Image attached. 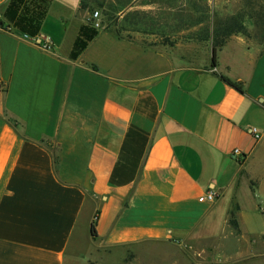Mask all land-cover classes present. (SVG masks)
<instances>
[{"label":"crops","instance_id":"0c3cea01","mask_svg":"<svg viewBox=\"0 0 264 264\" xmlns=\"http://www.w3.org/2000/svg\"><path fill=\"white\" fill-rule=\"evenodd\" d=\"M13 1L0 0V264H135L139 244L198 240L223 264H264V54L232 37L214 66L212 48L207 68L183 65L196 53L159 19L180 11L158 0H28L31 26L7 18Z\"/></svg>","mask_w":264,"mask_h":264},{"label":"rangeland","instance_id":"374dc122","mask_svg":"<svg viewBox=\"0 0 264 264\" xmlns=\"http://www.w3.org/2000/svg\"><path fill=\"white\" fill-rule=\"evenodd\" d=\"M28 0H22L23 2ZM89 1V0H88ZM159 5L165 8L174 7L179 10L176 14H160L159 19L171 28L172 23L180 29L179 43L181 53H196L191 62L183 65L192 66L198 69L208 67L207 57L215 42L220 41L225 34V28L237 24L241 32L233 33L227 38L237 37L243 39L246 44L254 48L258 53L264 54V0H158ZM36 7V6H35ZM21 6L19 5L17 17H22ZM102 14V25H109L111 16L109 11L92 8ZM41 7L33 9V23L40 19ZM139 17V16H137ZM177 35V33H176ZM166 35L164 42L172 43ZM237 188H241V172L238 177ZM219 195L217 196L218 199ZM235 206L231 202L227 223L235 232H238L237 222L234 216ZM231 220L235 225L231 224ZM139 253L135 256V264H223L215 259L213 247L215 242L200 241L189 244L176 242L152 241L139 244ZM187 248L181 252L173 248ZM191 247V248H190ZM190 248V249H189ZM209 248V249H208ZM208 249L209 252L206 250ZM241 264V262L234 263Z\"/></svg>","mask_w":264,"mask_h":264},{"label":"trees","instance_id":"16d2710c","mask_svg":"<svg viewBox=\"0 0 264 264\" xmlns=\"http://www.w3.org/2000/svg\"><path fill=\"white\" fill-rule=\"evenodd\" d=\"M92 1L93 0H83V2H82V4H81V6L84 8H86L87 7V5H88V3L89 2H91L92 3ZM94 2V1H93ZM22 3V0H14L11 4H10V6H8V8H7V11H6V16H7V18L8 19H10L11 21H14L15 19H16V22H18L20 25L21 24H27L28 26H31V25H36V22L35 23H33V20L32 21H29V20H23V17H17V11H18V8H19V5ZM225 34L223 35V38L220 40V41H218V42H215L214 44H213V46H212V56H211V66H214L215 65V52H216V50L218 49V48H220L223 44H224V42L227 40V38L229 37V36H231L233 33H239V32H241V27L238 25L237 26V24H235V25H232V26H227L226 28H225ZM224 79V78H223ZM230 86H232V87H234V88H236V89H238V90H240L241 91V89L239 88V86L237 85V84H235V83H232V82H230L229 80H227V79H224ZM231 224L232 225H235L234 224V221L233 220H231ZM90 232H91V236L92 237H95L96 236V234H95V231H94V222H92L91 223V225H90Z\"/></svg>","mask_w":264,"mask_h":264},{"label":"built area","instance_id":"2783aa9c","mask_svg":"<svg viewBox=\"0 0 264 264\" xmlns=\"http://www.w3.org/2000/svg\"><path fill=\"white\" fill-rule=\"evenodd\" d=\"M98 15L97 11H94L92 13V18H96ZM95 27H98V23H93ZM34 43L39 46L42 50H48L50 48V40L49 38H46L45 36L39 37L37 40H34ZM255 130H253L254 132ZM255 133V132H254ZM255 138H259V135L255 133ZM235 153H238L237 150L234 151ZM218 194L215 191H207L203 196L199 198V201L209 202L212 203L217 199Z\"/></svg>","mask_w":264,"mask_h":264}]
</instances>
